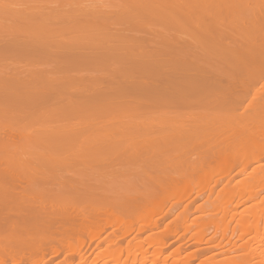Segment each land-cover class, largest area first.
I'll return each instance as SVG.
<instances>
[{
  "label": "bare ground",
  "instance_id": "bare-ground-1",
  "mask_svg": "<svg viewBox=\"0 0 264 264\" xmlns=\"http://www.w3.org/2000/svg\"><path fill=\"white\" fill-rule=\"evenodd\" d=\"M263 189L264 0H0V264H264Z\"/></svg>",
  "mask_w": 264,
  "mask_h": 264
},
{
  "label": "rangeland",
  "instance_id": "rangeland-1",
  "mask_svg": "<svg viewBox=\"0 0 264 264\" xmlns=\"http://www.w3.org/2000/svg\"><path fill=\"white\" fill-rule=\"evenodd\" d=\"M217 189H218V187H217ZM215 190H216V189H215ZM260 194L264 196V189H263V191H261ZM193 196H194V195H193ZM194 200H195V199H194ZM196 200H198V198H197ZM200 200H202V198H200V199L197 201V203H199ZM201 202H202V201H201ZM201 202L198 204L199 206H200V204H202ZM203 202H206V201H203ZM231 205H233V202H231ZM201 206L204 207L205 204L203 203V205H201ZM228 206H229V205H228ZM190 207H191V209H192V206H191V205H190ZM229 207L231 208L232 206H229ZM212 208H213V207H212ZM238 208H240V207H238ZM241 208H242V207H241ZM201 209H202V207L200 208V210H201ZM191 213H192V212H191ZM190 215H191V216H190ZM190 215H189V219H192V218H193L192 216H193V215H197V213L194 212V214H190ZM190 217H192V218H190ZM170 219H171V218H170ZM170 219H169V220H170ZM253 219H254V218H253ZM169 220L167 219V220H165V222H168ZM261 221H262V220H261ZM261 221H260V226L263 225V223H262V225H261ZM218 222H220V221H218ZM218 222H217V223H218ZM222 222H223V221H222ZM223 223H224V222H223ZM220 224H221V225H220ZM220 224H219V227H222V223H220ZM231 224H234V223H231ZM231 224H230V225H231ZM217 226H218V225H217ZM212 229H213V228H212ZM212 231H214V230L209 231L208 234H206V236H204V239H205V238H208V237L210 238L211 235H213V234L211 233ZM191 232H192V231H191ZM191 232H187V233L184 234V241H183L182 247H183L185 250H191V249L196 248V247L198 246V245H196V243L193 244L192 239L189 238ZM213 233H214V232H213ZM218 234H219L218 236H220V237L222 236L219 232H218ZM143 235H144V234H143ZM215 235H216V236H215ZM226 235H227V234H226ZM218 236H217V234L214 233V236H212V238H213V237H216V241H217V240H218V241L221 240V241H219L220 243H224L225 241L229 240V239H228L229 237H230V239H231L230 232H228V235L226 236V237H228V238H225V239H223V240H222V237H221V239H218ZM220 237H219V238H220ZM224 237H225V236H224ZM224 237H223V238H224ZM262 237H263V241H262V242H264V233L262 234ZM141 238H144V236H142ZM209 238H208V239H209ZM127 239H128V238H127ZM214 239H215V238H214ZM214 239H213V241H215ZM233 239H234V238H232L231 241H232ZM118 241H121V239L118 240ZM125 241H126L125 238H123L122 241H121L122 244H124ZM216 241H215V242H216ZM121 242H120V243L117 242V243L120 244V245H122ZM117 243H116V244H117ZM132 243H134V240H133V239L130 241V244H132ZM177 243H178V242H177V240H176L175 238L169 240L167 246H166L165 249L163 250V253L165 254V253L169 252L172 248H174V247L176 246ZM191 243H192V245H191ZM118 244H117V245H118ZM124 245H125V244H124ZM132 245H133V244H132ZM193 245H195L196 247H194ZM191 246H193V248H192ZM204 246H206V244L202 243L201 246H199V247H204ZM90 251H91V248H88V249L85 251V256H87V259H86V260H88V259L90 258L89 255H88ZM206 254L208 255V253H206ZM206 254H205L204 256H206ZM138 256H139V255L137 254L136 257H138ZM88 257H89V258H88ZM123 257H125V255H123ZM123 257H121L122 260H123ZM129 257H131V258H129V260H130V259L132 260V256H129ZM216 258H219V256H216ZM61 259H62V257H61V256H58V257H54V259H51V260L48 261V262H56V261L61 260ZM138 259H139V258L135 259V261H137ZM120 260H121V259H120ZM122 260H121V261H122ZM195 262H197V261H195ZM148 263H149V262H148ZM148 263H147V264H148ZM97 264H98V263H97ZM135 264H137V262H135ZM149 264H152V263H149Z\"/></svg>",
  "mask_w": 264,
  "mask_h": 264
}]
</instances>
